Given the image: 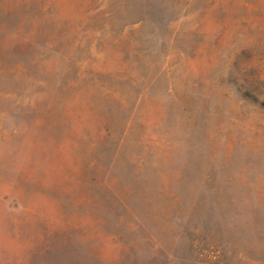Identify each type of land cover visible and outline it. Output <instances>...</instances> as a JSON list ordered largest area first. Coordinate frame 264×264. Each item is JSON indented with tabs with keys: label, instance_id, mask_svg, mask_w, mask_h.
Segmentation results:
<instances>
[{
	"label": "rangeland",
	"instance_id": "obj_1",
	"mask_svg": "<svg viewBox=\"0 0 264 264\" xmlns=\"http://www.w3.org/2000/svg\"><path fill=\"white\" fill-rule=\"evenodd\" d=\"M0 264H264V0H0Z\"/></svg>",
	"mask_w": 264,
	"mask_h": 264
}]
</instances>
